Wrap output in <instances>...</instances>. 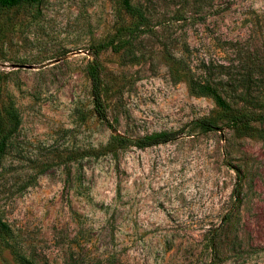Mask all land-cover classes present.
I'll return each mask as SVG.
<instances>
[{
	"label": "rangeland",
	"instance_id": "rangeland-1",
	"mask_svg": "<svg viewBox=\"0 0 264 264\" xmlns=\"http://www.w3.org/2000/svg\"><path fill=\"white\" fill-rule=\"evenodd\" d=\"M131 2L148 32L97 55L128 38L117 0L0 12V113L18 121L0 165V264H264V122L235 133L213 96L264 114V0ZM94 61L109 124L93 112Z\"/></svg>",
	"mask_w": 264,
	"mask_h": 264
},
{
	"label": "trees",
	"instance_id": "trees-1",
	"mask_svg": "<svg viewBox=\"0 0 264 264\" xmlns=\"http://www.w3.org/2000/svg\"><path fill=\"white\" fill-rule=\"evenodd\" d=\"M39 1L40 0H0V12L13 7L34 4ZM117 2L118 5L133 19V22L127 30L128 38L118 45H114L112 42L99 43L92 47L94 55H97L99 52L106 50L107 48L117 51L122 48L123 44L127 42L128 39L148 32V28L146 27L148 24V19L139 7L133 5L131 0H117ZM86 75L90 83V96L92 100L93 112L100 121L104 122L105 124H109L101 96L99 69L95 61L87 66ZM213 96L221 110L223 126L233 130L235 133L247 132L249 129V124L252 122H264V114L249 115L237 112L226 105L222 99L216 95V93H213ZM7 117L10 118V121L13 122V125H10L8 119H4L0 113V165L3 157L5 156L6 145L18 125V121H16V117L12 112H10ZM191 124L193 128L198 129L201 132H210L213 130L219 131L222 129V127H218L213 120L208 119L196 120ZM180 130L156 132L135 139L115 134L110 137L106 147L111 149H120L133 146L137 149H144L158 146L173 141L180 134ZM248 134L252 135V133ZM0 232H8V228L1 221V218Z\"/></svg>",
	"mask_w": 264,
	"mask_h": 264
}]
</instances>
